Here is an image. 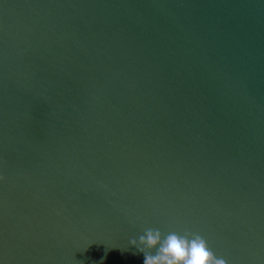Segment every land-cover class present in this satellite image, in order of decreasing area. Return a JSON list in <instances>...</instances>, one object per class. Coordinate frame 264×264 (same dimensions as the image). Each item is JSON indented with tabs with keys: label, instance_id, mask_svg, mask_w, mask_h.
I'll return each mask as SVG.
<instances>
[{
	"label": "water",
	"instance_id": "obj_1",
	"mask_svg": "<svg viewBox=\"0 0 264 264\" xmlns=\"http://www.w3.org/2000/svg\"><path fill=\"white\" fill-rule=\"evenodd\" d=\"M0 177V264H264V0H0Z\"/></svg>",
	"mask_w": 264,
	"mask_h": 264
},
{
	"label": "clouds",
	"instance_id": "obj_2",
	"mask_svg": "<svg viewBox=\"0 0 264 264\" xmlns=\"http://www.w3.org/2000/svg\"><path fill=\"white\" fill-rule=\"evenodd\" d=\"M130 243L143 253V264H227L225 259L216 257L202 236L188 231L165 234L159 228H145L139 242L132 239ZM103 259H107V255Z\"/></svg>",
	"mask_w": 264,
	"mask_h": 264
}]
</instances>
